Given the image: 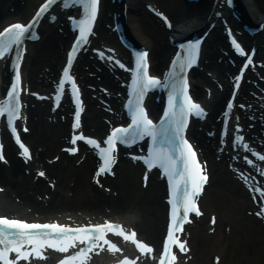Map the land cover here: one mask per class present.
I'll return each mask as SVG.
<instances>
[{
  "label": "bare ground",
  "instance_id": "bare-ground-1",
  "mask_svg": "<svg viewBox=\"0 0 264 264\" xmlns=\"http://www.w3.org/2000/svg\"><path fill=\"white\" fill-rule=\"evenodd\" d=\"M6 1L10 3L7 4ZM37 1L0 0V25L25 18L29 14L30 8ZM152 1L169 15L170 20L174 23L173 32L177 35L183 34L180 32L179 26L188 27L190 30L201 28L206 21V17H209L211 6L214 4L212 0H197L196 2H185L183 0ZM235 1L242 20L256 25L264 23V0ZM143 2L144 0H120L119 2L114 0L111 3L110 0H102V7L109 8L110 12L111 10L114 11L117 16L116 20L126 26V29L128 28V35L132 39L135 38L140 42L139 44L148 46L151 62L153 63L152 69L155 71L158 69L159 58L161 57L160 60H164L162 56L173 51V46L167 43L168 32L163 26H160L153 16L150 17L148 13L141 10V3ZM216 2L215 9L225 15L232 29L239 30L237 39L242 42L243 46H249L253 43L258 48L257 56L264 57V27L259 32L249 35L246 31L240 30L241 23L230 16V11L223 10L221 0ZM136 12L139 16L133 15ZM211 21L212 18L208 22L211 23ZM213 22L215 26L206 37L204 50L202 49L203 59H205L203 61H206L204 62V70L213 71L219 80L213 83L203 72L197 69L194 70L199 77L197 79H200L211 90V94L208 99L203 98V91L200 89L198 81L192 76V90L196 97L204 101L206 109L209 110V115L206 117V121L201 124L200 132L194 133V129H192L190 135L198 149H200L202 158L207 162L206 168H209L210 171L209 185L211 188L208 193H203L202 203L205 216L209 215L208 218L215 217V222L212 226V222L207 224L201 218L199 225L191 227L192 239L190 240V246H192L194 257L191 263L186 264H212L214 257H219V260H215L216 264H264V224L261 219L248 215L249 210L254 209L255 205L250 200V194L244 189L241 177L233 176L228 169L229 167H227L233 165L232 162L235 158L238 159L236 163L237 170L243 168V171H247L248 169L247 179L253 180L252 177L255 176L262 182L259 189L260 183L255 186V182H252L253 188L258 189L261 193L264 191V178L259 175L261 165L257 167H252L249 164L245 165L243 156H246V152L241 150L240 147L232 145V139L228 137L238 134L233 127L236 123L234 115L243 118L241 121L244 122L242 123L245 124L244 126L249 123L245 119L247 116L258 119L255 120V127L252 131L246 130L247 127L240 130L243 131L241 133L249 140L250 144L252 140L256 141L258 135L264 133V126H260V119L264 116V79L261 82L263 92L259 91L255 97L245 95L246 90H250L248 86L243 87V90L235 94L236 101L233 104L234 109L227 126L228 135L226 139H220L217 128L215 129L216 122H214L213 116H216L215 113L220 110V104L224 96L227 95L228 76L237 59L224 46L226 44L222 31H220L219 22L216 20ZM63 27L65 28L63 33H58L54 28L42 30L40 39L36 44L31 46L27 44L28 53L24 56L22 70L26 83L30 88L39 90L48 87L51 90L50 87L54 78L49 75L59 70L67 42V25L64 24ZM102 33L104 34V31ZM106 42L117 48L119 46L123 48L118 38H115L113 34L106 39ZM81 61H83L81 63L83 67L80 64L76 65L78 81L84 86L87 84L94 86L104 84L109 88L110 96L108 99L114 108V115L106 114L101 107H96L95 100L85 98L88 108L84 112L83 127L85 131L90 130L99 136L102 135L106 127L104 119L118 120L121 115L119 100L116 98L121 89L115 81V74L121 75V73L113 71L109 75L103 66L91 59L88 54ZM0 65H2V62ZM84 67L86 69H83ZM96 67H99V70ZM1 70L0 66V76L2 77L3 71ZM88 71L95 73V76H88ZM256 75L259 74L255 73L252 77L261 79ZM96 76H100V81H97ZM217 83H221V88L217 87ZM84 92H87L86 88H84ZM96 92L91 91V93ZM98 96L101 97V95ZM22 99L24 102L23 112L28 118L27 125L29 128L28 132L23 134V137L34 150L31 156L32 159L28 164L32 166L39 161L42 164L41 167L43 166L46 171V176H49L48 181L53 182L52 186H47L44 178H33L34 174L30 175L29 167L15 156V153H13L14 148H11L10 143L6 142L3 152L9 165L6 166L0 163V186L5 188V191L0 193V212L22 213L26 207H31L34 211L35 209H51L55 213L70 211L92 215L96 212L105 214L107 212L104 208L108 207L110 211H115V213L117 210L129 214H139L138 219H128V222H134L140 234H144L151 243H158L160 240L158 235L162 222V210L164 209L165 216L166 209L162 199L165 193L164 184L157 179L156 174L151 173L147 185L143 186L139 181L140 173L146 172L143 166L136 163L133 158H131L132 161L126 159L120 153L118 154L119 166L115 168V179L105 178L103 180L104 186L109 189L110 193L104 192L103 189L98 190L90 180L92 168L96 162V155L92 151L87 152L83 149L77 152L75 156L66 155L67 153L61 151V144L65 135L69 132L68 122L59 119L56 115L57 112L46 103L34 102V106H32L31 101L26 97H22ZM236 102L246 104V109L235 111ZM242 124L239 125L242 127ZM206 128L214 131L211 136L207 135L206 137L204 135ZM260 130L263 131L259 132ZM260 140V143L256 144L259 147L264 145V137H260ZM68 143L69 137L66 141L67 147H69ZM219 143H224V145L222 146ZM217 154H219V160L215 157ZM55 157H58V159H55ZM260 196L262 197V195ZM259 202L261 201L259 200ZM259 205L260 203L256 202V208ZM59 217L64 219L66 215L61 214ZM84 217L82 215H71L68 220L72 222L83 221ZM95 218H98V216H94V219L90 221H94ZM209 228L213 229L211 233L208 231ZM146 261L144 260L143 264Z\"/></svg>",
  "mask_w": 264,
  "mask_h": 264
},
{
  "label": "snow or ice",
  "instance_id": "snow-or-ice-1",
  "mask_svg": "<svg viewBox=\"0 0 264 264\" xmlns=\"http://www.w3.org/2000/svg\"><path fill=\"white\" fill-rule=\"evenodd\" d=\"M80 2L85 9V15L80 20V34L77 39L84 40L86 39L85 32L91 31L90 25L96 19L99 0H80ZM53 3L54 0H43V3L39 5L30 21L27 23L15 22L0 30V58L6 57V54L13 46L19 49V46L23 43L25 34L31 29L32 24L44 12H47ZM199 43V41H189L184 55L182 56L181 53H176L178 59L172 61V75L168 77L171 82V92L169 94L170 110H165L163 116L160 118L162 120L167 119L171 125V129L165 128L163 125L158 129L155 122L148 116L147 110L141 104L143 91L161 82L158 77L152 76L147 72V64L145 63L146 53H142L137 60V75L134 77V83L140 89V95L134 102L130 99L128 104L129 112L131 113V122L127 125L113 127L104 140V144L106 145L104 147H101V141L93 137L85 136L82 133L79 136V139L94 146L99 152L102 162L99 164L93 177L97 184L100 183L99 176L102 173L115 175L112 170V165L115 163L113 153L117 148V141L128 145L135 143L138 139H143L145 136L151 137L153 147L149 148L148 154L135 158L144 160L148 168H152L154 164H158L167 174L169 184L174 192V195L169 197L172 203L170 214L172 220L168 225L166 236L162 240V251L158 254V264H176L177 254L172 251V245H178L179 250L183 253L189 251L187 242L179 239L175 235V232L188 219L190 212L194 211L200 214V209L196 205L195 198L197 193L202 191V184L207 181V174L197 162L192 145L181 134L182 129L187 125L189 113L194 112L195 115L199 116L205 111L199 103L193 102L191 97L187 95L186 89L188 88V84L186 77L183 75L186 67L196 62ZM233 44L238 51H244L234 39ZM180 47L181 49H185L184 45ZM20 59L21 56L18 52L16 81L12 83L11 88L7 92V104L0 103V114H7L8 124L22 150L20 155L30 158L31 153L29 147L21 140L16 127L13 125V119L20 115V105L18 102L20 91L18 85L21 82L18 63ZM67 61L68 64L72 62L70 53ZM121 66L123 67V65ZM177 66L179 67V72L175 71ZM63 74L69 81L72 80V77L69 76L68 67L63 68ZM59 83L62 87L65 81L61 79ZM75 87L73 82V88L75 89ZM177 93L183 94L185 99L178 101ZM177 102H180V110L178 112L175 110ZM231 106V101H229L228 107L231 108ZM73 126L76 128L80 127L79 108L75 112V123ZM236 127L239 128L240 125L237 124ZM169 130L174 139H169L168 143L169 145L174 144L175 150L171 147H155L158 134L167 135ZM24 131H28L27 127L24 128ZM77 138L76 135L72 136L71 143L73 145L76 144ZM236 139L242 140V137L237 135ZM243 147L248 148V145L244 144ZM0 148H2V145H0ZM66 151L76 153L78 149L72 146L68 147ZM176 151L179 152V155L176 154ZM255 155L260 157L261 160H264V155L260 152H255ZM55 159H58V157H55ZM0 161L6 162V157L2 151H0ZM248 163L253 162L248 160ZM38 175L44 176L45 173L40 171ZM147 179V173H145V185H147ZM189 181L191 182V189L188 187ZM261 194L264 195V191ZM256 215L264 216V210L258 211ZM212 222H215V217L212 218ZM108 232L118 233L125 241H134L140 253H151L153 251L150 243L137 238V232L134 228L126 227L120 223H114L111 220H106L103 223L73 226L56 221H26L18 217L0 215V264H17L18 261L21 264H24V262L33 264L34 257L43 258L45 256L44 249L46 247L58 249L62 253H68L58 261V264H89L91 253L110 251L115 254L123 252L122 248H119L116 243L107 237L106 233ZM69 248L72 249L70 253ZM11 252H14L15 256L10 259L9 253ZM154 259L157 258L154 257ZM216 259L219 260V257H216ZM138 260V256L130 258L128 255H123L122 258L116 259L114 264H138Z\"/></svg>",
  "mask_w": 264,
  "mask_h": 264
},
{
  "label": "rangeland",
  "instance_id": "rangeland-1",
  "mask_svg": "<svg viewBox=\"0 0 264 264\" xmlns=\"http://www.w3.org/2000/svg\"><path fill=\"white\" fill-rule=\"evenodd\" d=\"M147 1V0H146ZM149 1V0H148ZM141 7H143L142 5H141ZM136 181H138L137 179H136ZM139 182V181H138ZM209 191V190H208ZM163 209V208H162ZM163 215H164V209L162 210V215H161V219H162V222H163Z\"/></svg>",
  "mask_w": 264,
  "mask_h": 264
}]
</instances>
